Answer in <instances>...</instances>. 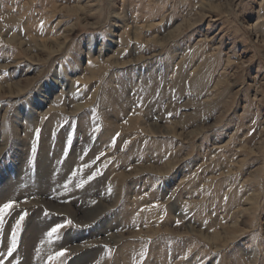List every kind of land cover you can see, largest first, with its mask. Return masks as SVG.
I'll return each mask as SVG.
<instances>
[{
	"label": "rangeland",
	"instance_id": "1",
	"mask_svg": "<svg viewBox=\"0 0 264 264\" xmlns=\"http://www.w3.org/2000/svg\"><path fill=\"white\" fill-rule=\"evenodd\" d=\"M9 200L0 264H264V0H0Z\"/></svg>",
	"mask_w": 264,
	"mask_h": 264
},
{
	"label": "bare ground",
	"instance_id": "2",
	"mask_svg": "<svg viewBox=\"0 0 264 264\" xmlns=\"http://www.w3.org/2000/svg\"><path fill=\"white\" fill-rule=\"evenodd\" d=\"M89 158L91 159V157L86 158V160H85L86 162H84V161H82L80 159L78 161L75 160L76 162L82 161V162H80L78 164V167L76 169H72L71 170V168H73V165H74L73 162L71 164H68L67 162H65L64 165L61 167V169H60V167L58 168V166L54 165L53 168H49V170H51V171L53 169H54V171L58 170V175L62 171V173L60 174L62 176L61 180H62V182L66 183V189L68 188L67 190L69 192L70 191L71 192H73V191L75 192V188H77L80 183H83L88 178L89 173L92 171V168H91V165H90L91 162H92L91 161L92 159L90 160ZM57 184H59V182ZM9 197L10 196H8L7 198H9ZM45 224H47V223H42L41 226L40 225H38V226L39 227H43L44 226V227L47 228L49 226V224H47L46 226H45ZM40 236H39V234H36V232L32 233L31 237L29 238L28 244H27L29 246L31 244L34 245L35 240H38V243L40 245L38 244V247H37V249H38L37 251L38 252H37V254H39V252L41 250H45V249H47L49 247V245H51L50 241L46 238L45 235H42L41 238H40ZM90 254H92V252H89L87 255L89 256ZM30 262H31V260H30ZM32 262L34 263V261H32ZM80 262H81V260L79 261V263Z\"/></svg>",
	"mask_w": 264,
	"mask_h": 264
},
{
	"label": "snow or ice",
	"instance_id": "3",
	"mask_svg": "<svg viewBox=\"0 0 264 264\" xmlns=\"http://www.w3.org/2000/svg\"><path fill=\"white\" fill-rule=\"evenodd\" d=\"M117 136H119V134H117ZM33 151H35V148H33ZM92 178H94V176ZM15 208H16V202L12 200H9L8 202L2 203V205H0V224L4 223L6 215L8 216L12 215V213L15 211ZM26 215H27L26 212L21 211L19 218L15 220V227L12 229V246L8 248V256L10 257L13 256V253L16 250L17 235L21 228V223L25 220ZM69 226H73L72 221L70 219L65 220L63 223H56L47 232V236L51 238L59 234L62 229H65ZM66 252H67V249H62L61 251L57 252L54 257H49V259L52 260V259H56L59 257H63L66 254Z\"/></svg>",
	"mask_w": 264,
	"mask_h": 264
}]
</instances>
